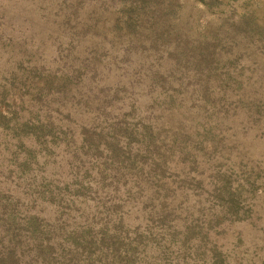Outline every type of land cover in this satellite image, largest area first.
I'll return each instance as SVG.
<instances>
[{
    "label": "rangeland",
    "instance_id": "obj_1",
    "mask_svg": "<svg viewBox=\"0 0 264 264\" xmlns=\"http://www.w3.org/2000/svg\"><path fill=\"white\" fill-rule=\"evenodd\" d=\"M211 1L0 0L1 110L74 135L0 124V264H264V0Z\"/></svg>",
    "mask_w": 264,
    "mask_h": 264
},
{
    "label": "trees",
    "instance_id": "obj_2",
    "mask_svg": "<svg viewBox=\"0 0 264 264\" xmlns=\"http://www.w3.org/2000/svg\"><path fill=\"white\" fill-rule=\"evenodd\" d=\"M201 2L205 3V4H210L212 1L211 0H200ZM205 57V56H204ZM18 66L20 67V69L25 68L24 65H17L15 68H18ZM31 71V75H26L23 76L22 73H19V71L13 69L11 71H6V70H0V75H1V79L2 82L0 84V97L1 99H4L7 92L9 91V87H15L18 84L24 85V86H30L27 85L28 82H26V80H30L32 77L38 76L40 73L38 71V69L36 67H34V65L31 67L30 69ZM4 74V76H2ZM41 80H39L40 85L43 88H48V90H50V85L54 84L55 82V77H51L50 76H45L42 75L40 76ZM24 78L26 79L24 81ZM38 78V77H37ZM21 80V81H20ZM37 81V79H36ZM17 94V93H16ZM52 112L54 113L55 110H52ZM10 116H8L7 111H2L0 108V124H3L2 127H6L9 128L12 132V134H14L17 138L22 137V141L24 142V139L27 140V137H31L34 139V143L38 142L39 145L44 146V148H49L52 149L53 146H58L59 143H64V145L66 146H70V140H72V138L74 137L73 133L67 129V127H61V125H57V122L52 121V119L46 118H37V117H31L30 119L21 121V122H13L12 124H10ZM45 129V130H44ZM91 137L93 136H87L84 134V137L82 139V143L80 144V148H81V152L83 154H87V150H89V147H91L92 145L94 146V149L97 150L99 145L98 143H95L94 141H92ZM90 138V140H89ZM20 144L22 145V143L20 142ZM51 146V147H50ZM32 147V146H30ZM27 148L26 154H24L23 160L20 162L22 164H20V168L22 167L25 171H22V173H28L27 170H29L30 168H32V164H34L33 162H36V155H35V149H31V148ZM75 150V149H74ZM110 151H113L112 149H110ZM92 154V153H91ZM95 157V154L93 155ZM12 170L9 169V173ZM1 172V169H0ZM21 172V171H20ZM1 188H4V190H7V187H5V185H2ZM36 220V219H35ZM33 220V222H26L24 225V229L27 231V235L26 240L29 241V238L31 236H35V232H36V228L35 226H37V222ZM10 223V227H11ZM107 230H103L99 240H103L104 238H107L109 235L104 234L106 233ZM102 235H104V237H102ZM106 236V237H105ZM82 238H85L84 235H81ZM14 239V234L10 235L8 240ZM14 251L11 252L10 254V258L11 259H16V261H19V255L22 254V251L20 250L19 252H17L15 249V247H13ZM6 258V256L2 253H0V261L4 260Z\"/></svg>",
    "mask_w": 264,
    "mask_h": 264
}]
</instances>
